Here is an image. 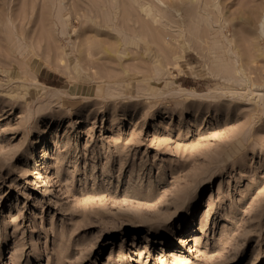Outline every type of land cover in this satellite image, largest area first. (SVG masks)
Masks as SVG:
<instances>
[{"label":"rangeland","instance_id":"obj_1","mask_svg":"<svg viewBox=\"0 0 264 264\" xmlns=\"http://www.w3.org/2000/svg\"><path fill=\"white\" fill-rule=\"evenodd\" d=\"M261 21L0 0V264H264Z\"/></svg>","mask_w":264,"mask_h":264},{"label":"bare ground","instance_id":"obj_2","mask_svg":"<svg viewBox=\"0 0 264 264\" xmlns=\"http://www.w3.org/2000/svg\"><path fill=\"white\" fill-rule=\"evenodd\" d=\"M12 22V21H11ZM262 22V21H261ZM6 24H7V26L12 30V26H13V24L12 23H10L8 20H7V22H6ZM261 31L263 32V34H264V22H262V25H261ZM14 30V29H13ZM14 32H15V30H14ZM181 32V31H180ZM185 32V31H184ZM13 33V32H12ZM13 34H17V33H13ZM18 35V34H17ZM20 37L18 38L20 41H22L23 39H26L25 37H24V35H23V33H21L20 35H19ZM24 41V40H23ZM85 45H86V54L88 55V57H89V55H90V48H89V46H88V43L86 42L85 43ZM233 47V46H232ZM81 49H82V47H80ZM84 49V48H83ZM85 50V49H84ZM112 50V49H111ZM233 50V49H232ZM83 51V50H82ZM109 51V50H108ZM107 51V52H108ZM120 52V51H119ZM236 52V51H235ZM82 53V52H81ZM237 53V52H236ZM236 53H234V54H236ZM85 54V55H86ZM238 54V53H237ZM84 55V54H83ZM84 55V56H85ZM122 55V54H121ZM83 57V56H82ZM241 60V59H240ZM62 61V60H61ZM84 60H82V62H83ZM236 62V61H235ZM237 63V62H236ZM242 66H240V68H241ZM238 69V68H237ZM235 71H236V69H235ZM240 72V71H239ZM247 83H249L250 85H253V81H252V79L251 78H248L247 77ZM98 89H102L101 88V86L98 88ZM260 96H262V95H260Z\"/></svg>","mask_w":264,"mask_h":264}]
</instances>
